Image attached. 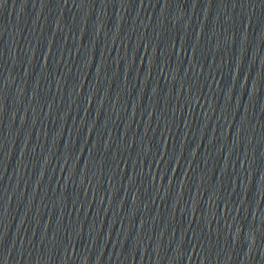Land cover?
<instances>
[{"label": "water", "instance_id": "1", "mask_svg": "<svg viewBox=\"0 0 264 264\" xmlns=\"http://www.w3.org/2000/svg\"><path fill=\"white\" fill-rule=\"evenodd\" d=\"M0 264H264V0H0Z\"/></svg>", "mask_w": 264, "mask_h": 264}]
</instances>
